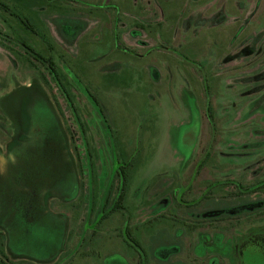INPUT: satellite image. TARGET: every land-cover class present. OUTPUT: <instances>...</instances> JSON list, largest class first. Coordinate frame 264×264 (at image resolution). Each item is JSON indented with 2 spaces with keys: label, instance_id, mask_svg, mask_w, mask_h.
<instances>
[{
  "label": "rangeland",
  "instance_id": "374dc122",
  "mask_svg": "<svg viewBox=\"0 0 264 264\" xmlns=\"http://www.w3.org/2000/svg\"><path fill=\"white\" fill-rule=\"evenodd\" d=\"M3 1L10 9L0 10L1 151L28 120L42 125L59 121V128H65L79 148L80 159L73 161L83 170L81 183H111L116 195L124 193L117 202L135 222L143 214L150 220L151 240L146 243L150 260L155 258L152 253L161 256L158 250L164 244L185 248L188 242L180 238L172 220L188 217L189 197L179 183L181 176L193 179L198 163L206 162L209 137L223 138L220 142L211 138L217 162L241 167L246 159L255 158L260 137L264 144V85L254 87L252 82L256 66L264 67V0ZM12 12L36 28L38 36L32 34L25 42L60 65L67 79L64 89L54 75L46 82L44 67L26 66V58H19L25 55L18 45L23 35L19 16ZM243 24L246 29L239 33ZM221 73L225 75L213 86L214 76ZM209 104L218 107L213 111L215 127L207 120ZM40 137L28 132L11 147L15 153L11 162L1 164L0 213L15 190L17 175L47 186L61 180L59 140ZM238 141L244 149L227 148ZM232 151L237 156L227 155L224 161L225 153ZM256 173L251 160L245 167L246 183H253ZM199 191L196 197L202 196ZM162 193L169 198L171 220L160 224L153 219L167 211L158 203ZM60 204L58 212L64 216L68 210ZM121 221L117 219L119 226ZM137 223L134 226L141 228ZM181 227L187 238L188 229ZM260 227L264 221L247 218L222 240L210 234L213 256L224 255L234 264L237 235ZM208 231L199 230L197 240L205 239ZM213 233H222L221 225ZM38 237L22 229L13 246L33 248L41 256L48 237L44 242ZM189 243L194 246V236ZM214 260L211 264H218V258ZM61 261L60 256L50 264ZM87 261L133 264L129 251L121 247ZM160 263L183 264L175 257Z\"/></svg>",
  "mask_w": 264,
  "mask_h": 264
},
{
  "label": "flooded vegetation",
  "instance_id": "af4514ba",
  "mask_svg": "<svg viewBox=\"0 0 264 264\" xmlns=\"http://www.w3.org/2000/svg\"><path fill=\"white\" fill-rule=\"evenodd\" d=\"M246 24L240 26L239 33H244ZM256 70L258 71L252 75V82L254 87H260L264 85L263 65L256 66ZM223 75L225 74L221 73L214 76L213 86L218 82L216 79H220ZM248 82H250L249 78L247 79ZM210 88L211 85H209ZM217 108V106L209 104L207 111V120L213 124V127L216 124V116L213 115V111H217ZM34 121L28 120L20 132H18L19 129L16 130L8 141L5 151H1L0 145V178L1 164L11 162L15 156V153L11 152V147L22 140L28 132L41 136L44 140L52 138L53 141L58 138L59 143L56 150L63 172L59 182L55 181L48 186L44 183H38L36 179L29 180L28 176L26 178L20 174L17 175V184L13 194L11 193V196L7 197L1 205L0 263L17 264L16 262L30 261L36 264H50L55 263L61 256L60 264H74L77 257L79 260L76 264H99L98 261L90 262L87 260L121 247L129 251L133 264H161L160 261L170 260L173 257L183 264H211L212 261L216 263L214 260L216 257L218 264H229L226 256L222 255L223 257L220 258L219 255L213 256L212 244L208 241L210 234L213 235L214 240L218 241L224 239L230 230L245 223L247 218L259 219L260 222L264 221L263 139L260 137L257 140L258 151L255 158L246 159L241 167V165H230L227 162H217V158L214 156L215 151L213 149V152L211 151V138H215L218 142L223 138L211 135L210 141L208 139L207 143L206 162L198 163V167L192 176L193 179L181 176V183H179L184 186L181 192L186 195L185 197H189L185 200L188 217L183 219L182 216L176 214L177 218L182 219L183 222L172 220L178 224V232L182 233L180 238L188 244L183 249L175 246V243L164 244L158 250L161 256L158 255L157 257L156 254L152 253L155 258L150 260V253L146 249V243L151 240L148 235L150 220L147 219L146 214H143L141 219L135 222L126 208L117 202V198L119 201L124 199V193L116 195L117 189L111 183L103 186L97 184L87 186L85 183H81L80 176L83 174V170L78 162L75 164L73 161L80 159V156L77 157L76 155L79 148L73 143L70 134L62 126L59 128V121H47L44 123L46 125ZM240 147L245 148V145H241L240 141L227 144V148H233L232 150L240 149ZM241 153L245 156V152ZM227 155L235 156L236 154L234 151L226 152L223 156L224 161L229 159ZM251 160L254 162V169L257 173L253 183H246L245 167ZM204 174H206V178L202 179ZM199 190H202V196L196 197ZM163 193L161 196L164 195ZM168 201L169 198L165 195L160 199L158 203H161L162 208L167 211L164 210V212L155 215L154 221L161 224L164 220H171L168 212ZM54 202H58L55 208ZM181 202L180 200L179 203L181 204ZM60 203L65 210H68L64 216L58 212ZM69 207L72 208L71 212L66 209ZM76 208H78L77 211ZM119 218L122 219L120 226L117 223ZM192 218L196 219L195 224ZM139 221L141 228L137 229L134 223L139 224L137 223ZM182 225H185L189 231L188 239L181 227ZM220 225L222 233H213L214 229ZM22 229L29 233L33 232L36 236L40 234L41 237L38 238H42L43 242L47 235L48 240H46L45 248L42 247L45 249L43 255L36 256L33 248L24 249L13 246L16 235ZM202 229L209 231L208 234H205L207 236L205 239L198 241V231ZM193 236L195 237V244L191 247L189 241ZM236 240L234 264H264V227L248 234L237 235ZM8 250L9 255L6 253ZM8 259L11 261L10 263H8Z\"/></svg>",
  "mask_w": 264,
  "mask_h": 264
},
{
  "label": "trees",
  "instance_id": "16d2710c",
  "mask_svg": "<svg viewBox=\"0 0 264 264\" xmlns=\"http://www.w3.org/2000/svg\"><path fill=\"white\" fill-rule=\"evenodd\" d=\"M9 9H10V7L6 4V2L3 0H0V10L7 12V11H9ZM11 16H13V17L19 16L18 21L21 22V24H18V25L20 26V30L22 31L20 35H23L22 38L24 37L23 39L21 37H19V40L21 41V43L18 45L24 50L25 55L22 54L19 56V58L23 57V56L26 58L25 60H23V63L26 66L30 65L32 67L33 65H31V64L34 63V64H38V65L44 67V69L46 70L44 72V78L47 77V79H45L46 82L50 83L51 82L50 79H53V77H51L49 75L50 74L54 75L55 79H57L59 81L58 82L59 85L61 87H63V89H64L66 82H67V79H66V75H64V71L62 70L60 65H58L54 61L52 56L46 57V56L42 55L40 52H38L34 48H32L31 45H29L25 42L28 39V37H32V34H35L36 36H38L36 33V28H34V26L29 23L28 19L25 20L23 17H21L20 14L17 15L16 13L12 12Z\"/></svg>",
  "mask_w": 264,
  "mask_h": 264
},
{
  "label": "crops",
  "instance_id": "0c3cea01",
  "mask_svg": "<svg viewBox=\"0 0 264 264\" xmlns=\"http://www.w3.org/2000/svg\"><path fill=\"white\" fill-rule=\"evenodd\" d=\"M115 42H117V43H116V45H118V40H117V39H116V41H115Z\"/></svg>",
  "mask_w": 264,
  "mask_h": 264
}]
</instances>
